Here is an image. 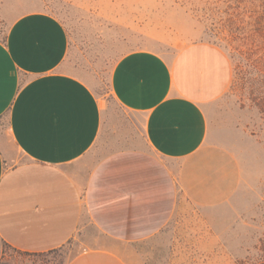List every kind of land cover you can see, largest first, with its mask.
I'll list each match as a JSON object with an SVG mask.
<instances>
[{"label":"crops","instance_id":"0c3cea01","mask_svg":"<svg viewBox=\"0 0 264 264\" xmlns=\"http://www.w3.org/2000/svg\"><path fill=\"white\" fill-rule=\"evenodd\" d=\"M70 53L66 27L44 11L18 15L0 39V244L43 254L96 230L104 242L67 264H129L119 245L163 230L179 193L216 205L237 190V161L210 142L208 115L233 67L209 42L120 56L110 95L139 118L144 144L114 149L105 101Z\"/></svg>","mask_w":264,"mask_h":264},{"label":"rangeland","instance_id":"374dc122","mask_svg":"<svg viewBox=\"0 0 264 264\" xmlns=\"http://www.w3.org/2000/svg\"><path fill=\"white\" fill-rule=\"evenodd\" d=\"M32 11L53 14L66 27L69 67L103 97V136L114 149L144 144L139 118L110 95L120 56L144 48L171 57L194 42L227 53L233 80L208 115L210 142L237 161V190L216 205L179 193L163 230L119 247L129 264H264V0H0V39L13 19ZM98 235L87 231L43 254L0 244V264H67L87 244L104 242Z\"/></svg>","mask_w":264,"mask_h":264},{"label":"trees","instance_id":"16d2710c","mask_svg":"<svg viewBox=\"0 0 264 264\" xmlns=\"http://www.w3.org/2000/svg\"><path fill=\"white\" fill-rule=\"evenodd\" d=\"M71 243V242H70ZM62 248H64V247H62ZM62 248H60V249H62ZM57 250H59V249H57ZM54 251H56V250H54ZM20 252V251H19ZM26 254H28V253H26Z\"/></svg>","mask_w":264,"mask_h":264}]
</instances>
